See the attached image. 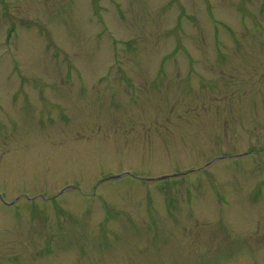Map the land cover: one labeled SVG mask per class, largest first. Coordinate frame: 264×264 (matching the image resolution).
I'll return each instance as SVG.
<instances>
[{
    "label": "rangeland",
    "instance_id": "rangeland-1",
    "mask_svg": "<svg viewBox=\"0 0 264 264\" xmlns=\"http://www.w3.org/2000/svg\"><path fill=\"white\" fill-rule=\"evenodd\" d=\"M0 264H264V0H0Z\"/></svg>",
    "mask_w": 264,
    "mask_h": 264
}]
</instances>
